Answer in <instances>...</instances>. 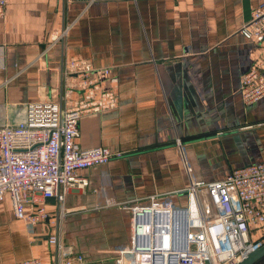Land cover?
Instances as JSON below:
<instances>
[{
    "label": "crops",
    "instance_id": "1",
    "mask_svg": "<svg viewBox=\"0 0 264 264\" xmlns=\"http://www.w3.org/2000/svg\"><path fill=\"white\" fill-rule=\"evenodd\" d=\"M262 4L9 0L0 17V127L19 124L28 104L59 100L65 61L85 58L119 80V104L85 116L77 143L122 156L80 172L90 185L69 192L65 216L58 200L48 199L52 219L33 233L7 195L0 204V264H52L49 238L58 223L63 245L84 255L81 264H120L132 242V215L123 206L165 195L183 207L191 178L218 182L264 162V99L246 105L240 90L244 74L264 58V45L240 33ZM77 255L66 259L80 264Z\"/></svg>",
    "mask_w": 264,
    "mask_h": 264
},
{
    "label": "built area",
    "instance_id": "2",
    "mask_svg": "<svg viewBox=\"0 0 264 264\" xmlns=\"http://www.w3.org/2000/svg\"><path fill=\"white\" fill-rule=\"evenodd\" d=\"M8 3L0 0L2 18ZM68 31L53 36L50 48L63 41ZM240 33L264 45V4ZM61 83L59 100L28 104L19 124L0 127V204L9 195L15 217L30 233L52 217L46 208L48 199L56 198L60 216H65L69 192L89 187L90 181L80 175L81 171L105 166L122 156L107 147L83 148L77 143L85 116L118 107L119 80L111 70L71 57L64 63ZM240 90L246 105L264 99V58L244 74ZM186 169L191 174L187 161ZM184 194L183 207L165 201V195L149 197L147 205L122 207L132 215V242L120 264H238L263 248L264 162L236 169L218 182L191 178ZM183 228L185 247L179 236ZM61 238L58 223L57 233L49 238L56 249L52 264H73L66 257L75 254L83 263L84 255L66 248ZM22 264L43 263L30 259Z\"/></svg>",
    "mask_w": 264,
    "mask_h": 264
},
{
    "label": "water",
    "instance_id": "3",
    "mask_svg": "<svg viewBox=\"0 0 264 264\" xmlns=\"http://www.w3.org/2000/svg\"><path fill=\"white\" fill-rule=\"evenodd\" d=\"M180 238H182L181 246L185 247V237H186V229L183 228L179 232ZM262 259H264V246L258 251H255L251 254H249L246 258H244L242 261H240L238 264H257Z\"/></svg>",
    "mask_w": 264,
    "mask_h": 264
},
{
    "label": "trees",
    "instance_id": "4",
    "mask_svg": "<svg viewBox=\"0 0 264 264\" xmlns=\"http://www.w3.org/2000/svg\"><path fill=\"white\" fill-rule=\"evenodd\" d=\"M258 237H260V236H254V239H258ZM264 259H262L261 261H263ZM260 261V262H261ZM260 262H258L257 264H259Z\"/></svg>",
    "mask_w": 264,
    "mask_h": 264
},
{
    "label": "rangeland",
    "instance_id": "5",
    "mask_svg": "<svg viewBox=\"0 0 264 264\" xmlns=\"http://www.w3.org/2000/svg\"><path fill=\"white\" fill-rule=\"evenodd\" d=\"M193 170H195L194 168H193ZM195 172V171H194Z\"/></svg>",
    "mask_w": 264,
    "mask_h": 264
}]
</instances>
